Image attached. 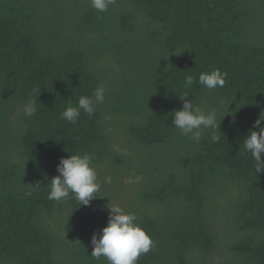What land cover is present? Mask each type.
<instances>
[{"label": "trees", "instance_id": "16d2710c", "mask_svg": "<svg viewBox=\"0 0 264 264\" xmlns=\"http://www.w3.org/2000/svg\"><path fill=\"white\" fill-rule=\"evenodd\" d=\"M214 68L223 88L182 87ZM98 85L93 115L61 118ZM185 91L217 109L218 143L172 125ZM261 111L264 0H116L104 13L89 0H0V264H107L91 238L108 222L107 189L125 180L126 210L155 242L138 264H264V172L243 146ZM77 152L105 165L107 188L99 176L88 206L48 200Z\"/></svg>", "mask_w": 264, "mask_h": 264}, {"label": "clouds", "instance_id": "9594fccd", "mask_svg": "<svg viewBox=\"0 0 264 264\" xmlns=\"http://www.w3.org/2000/svg\"><path fill=\"white\" fill-rule=\"evenodd\" d=\"M90 5L98 13H104L116 0H89ZM227 72L219 68L204 71L199 74L198 80L193 75H186L182 87L186 90L199 85L203 89L215 90L223 88L226 82ZM189 91H185L180 97L183 106L172 113V125L182 135L200 142L204 131L211 129V141L219 142L220 136L216 134L219 128L217 123V109L206 106V101L200 99L194 102ZM105 100V86L98 85L90 95H81L78 102L68 106L61 113V118L70 123H76L81 113L91 116L98 105ZM23 114L32 117L37 112V100L29 99L21 108ZM253 128L243 139L244 150L251 154L255 161V172H264V111L254 121ZM57 175L51 178L47 199L63 202L74 196L79 201V206L90 205L92 199L99 196L102 183L99 179L96 158L91 153H74L62 157L57 164ZM30 195V193H29ZM110 198V197H109ZM107 225L99 233L94 232L91 238L92 251L90 255L96 260L104 258L107 264H138L139 257L149 253L155 242L147 230L138 222L135 212L126 210L119 203H110Z\"/></svg>", "mask_w": 264, "mask_h": 264}, {"label": "rangeland", "instance_id": "374dc122", "mask_svg": "<svg viewBox=\"0 0 264 264\" xmlns=\"http://www.w3.org/2000/svg\"><path fill=\"white\" fill-rule=\"evenodd\" d=\"M114 124H116V123H114ZM122 140H123V134L118 129L117 130V137H116V141H117V145H118L117 147H120L123 150V149H126V147H122L120 145ZM105 168H106L105 165H101L98 167L99 176H104L106 179L103 190L107 188L108 184L111 181L110 176H109V171L105 170ZM132 181L133 180H125L124 181V184L127 187L123 185V186L119 187L118 189H112V188L107 189L108 190L107 192L110 191L111 195L109 196L110 198H107L106 204L108 205L110 203V199H111L112 203H119V204H121V206H123L125 209H127L131 200H134V197H132V195H131V191L135 190V186H132V187L128 186V184ZM104 213L106 214L107 220H108L109 209H107ZM97 233H99V232H97Z\"/></svg>", "mask_w": 264, "mask_h": 264}]
</instances>
